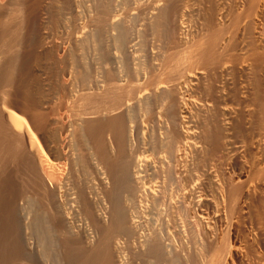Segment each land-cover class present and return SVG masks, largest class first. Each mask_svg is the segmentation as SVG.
<instances>
[{
	"label": "bare ground",
	"instance_id": "1",
	"mask_svg": "<svg viewBox=\"0 0 264 264\" xmlns=\"http://www.w3.org/2000/svg\"><path fill=\"white\" fill-rule=\"evenodd\" d=\"M48 250L264 264V0H0V264Z\"/></svg>",
	"mask_w": 264,
	"mask_h": 264
},
{
	"label": "rangeland",
	"instance_id": "2",
	"mask_svg": "<svg viewBox=\"0 0 264 264\" xmlns=\"http://www.w3.org/2000/svg\"><path fill=\"white\" fill-rule=\"evenodd\" d=\"M156 34H154L155 36ZM154 36H150V42L154 43L156 42L159 43L160 39L162 36H158L156 35ZM157 38V39H154ZM153 40V41H152ZM50 250H48L47 252H45V254H43L44 252H40V251H36V252H32V253H25L23 254V256H20L18 258H14V261L12 262V264H83V263H76L71 261L69 258H66L64 255L60 254L58 252L57 255H55L54 253H50ZM48 253V254H47ZM28 254V255H27ZM61 255V256H59ZM9 264V263H8ZM11 264V263H10Z\"/></svg>",
	"mask_w": 264,
	"mask_h": 264
}]
</instances>
